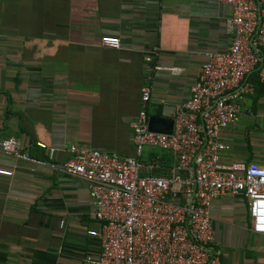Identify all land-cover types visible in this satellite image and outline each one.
<instances>
[{
  "label": "crops",
  "instance_id": "crops-1",
  "mask_svg": "<svg viewBox=\"0 0 264 264\" xmlns=\"http://www.w3.org/2000/svg\"><path fill=\"white\" fill-rule=\"evenodd\" d=\"M230 11L218 0H0V138L53 162L70 144L131 154L140 85L147 116L173 118L204 54L227 48ZM103 35L119 48L101 46ZM247 79L236 122L219 134L222 159L264 165V83ZM150 156L171 164L163 151ZM0 168L11 171L0 175V264H84L98 253L83 180L1 152ZM209 213L219 264H264V234L251 231L242 196L212 200Z\"/></svg>",
  "mask_w": 264,
  "mask_h": 264
},
{
  "label": "built area",
  "instance_id": "built-area-1",
  "mask_svg": "<svg viewBox=\"0 0 264 264\" xmlns=\"http://www.w3.org/2000/svg\"><path fill=\"white\" fill-rule=\"evenodd\" d=\"M218 1L231 10L229 44L223 52L204 54L188 97L172 118L171 133L148 130L150 90L143 83L139 110L129 122V155L70 144L68 157L53 162L22 153L13 136L0 138L1 153L84 181L99 223V251L84 264H219L209 204L224 195L242 196L251 231L264 234V165L223 160L229 146L219 137L236 122L237 102L252 89L248 76L264 83V0ZM99 44L117 49L119 39L103 35ZM152 54L155 47L143 59L150 62ZM146 149L167 153L171 164L144 158ZM0 175L11 171L0 168Z\"/></svg>",
  "mask_w": 264,
  "mask_h": 264
},
{
  "label": "water",
  "instance_id": "water-1",
  "mask_svg": "<svg viewBox=\"0 0 264 264\" xmlns=\"http://www.w3.org/2000/svg\"><path fill=\"white\" fill-rule=\"evenodd\" d=\"M173 125L172 118H164L160 116H148L147 117V128L149 131L157 133H171Z\"/></svg>",
  "mask_w": 264,
  "mask_h": 264
},
{
  "label": "rangeland",
  "instance_id": "rangeland-1",
  "mask_svg": "<svg viewBox=\"0 0 264 264\" xmlns=\"http://www.w3.org/2000/svg\"><path fill=\"white\" fill-rule=\"evenodd\" d=\"M156 151H158L157 149H155Z\"/></svg>",
  "mask_w": 264,
  "mask_h": 264
}]
</instances>
